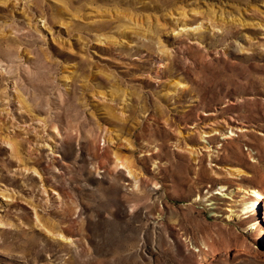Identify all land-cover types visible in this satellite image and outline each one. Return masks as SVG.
<instances>
[{
  "label": "rangeland",
  "instance_id": "374dc122",
  "mask_svg": "<svg viewBox=\"0 0 264 264\" xmlns=\"http://www.w3.org/2000/svg\"><path fill=\"white\" fill-rule=\"evenodd\" d=\"M248 187L264 0H0V264H264Z\"/></svg>",
  "mask_w": 264,
  "mask_h": 264
},
{
  "label": "bare ground",
  "instance_id": "6f19581e",
  "mask_svg": "<svg viewBox=\"0 0 264 264\" xmlns=\"http://www.w3.org/2000/svg\"><path fill=\"white\" fill-rule=\"evenodd\" d=\"M159 53H164L165 52V48L163 47H158ZM225 124H228L225 122ZM230 130V134L229 135H222L223 137L221 138V140L223 141V143H225V141L227 139H231L232 136H234L235 134L232 133V131H237V132H243L245 130L235 126V125H228L227 127ZM120 169H124L122 166L120 167ZM125 172L127 173V177L130 178V171L125 170ZM222 191V190H221ZM221 191L216 192L215 194L221 196L223 199H230L228 196H225L224 194H222ZM252 195H256V196H260V199H264V197L262 196V188H255V187H248L246 189H244L242 191V195L240 196V201L242 204V208H241V213L242 214H248V213H252L254 212L253 205L251 204V200L252 199ZM213 199V198H212ZM215 204V203H213ZM228 211H230L234 216H237L236 214V210L235 209H228ZM262 232H260L261 234Z\"/></svg>",
  "mask_w": 264,
  "mask_h": 264
},
{
  "label": "built area",
  "instance_id": "2783aa9c",
  "mask_svg": "<svg viewBox=\"0 0 264 264\" xmlns=\"http://www.w3.org/2000/svg\"><path fill=\"white\" fill-rule=\"evenodd\" d=\"M251 204L253 205V210L257 211L264 207V199H260V196L252 195Z\"/></svg>",
  "mask_w": 264,
  "mask_h": 264
}]
</instances>
